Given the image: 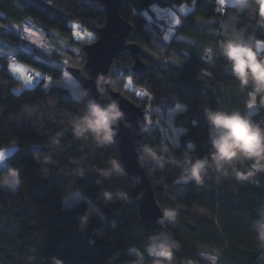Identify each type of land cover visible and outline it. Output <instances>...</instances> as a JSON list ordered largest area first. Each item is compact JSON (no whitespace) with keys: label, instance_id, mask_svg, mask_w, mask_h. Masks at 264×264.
Masks as SVG:
<instances>
[{"label":"trees","instance_id":"1","mask_svg":"<svg viewBox=\"0 0 264 264\" xmlns=\"http://www.w3.org/2000/svg\"><path fill=\"white\" fill-rule=\"evenodd\" d=\"M183 2L194 4L179 14L166 39V21L150 5ZM119 13L135 29L144 70H132L131 53L125 50L110 65L109 80L144 110L152 109L137 154L157 203L163 212L174 211V222L139 218L114 133L111 143L97 144L90 133L74 132L73 120L93 107L88 94L75 98L63 86L46 87L45 78L23 86L0 55V147L16 146L5 160L19 178L16 191L0 186V264H153L146 251L153 237L177 245L172 264H208L199 252L218 264H264L254 227L264 213V171L255 170L251 160L219 169L209 160L200 183L179 179L188 167L186 158H208L213 151L206 110L239 111L264 129V93H257V108L247 115L252 85L241 88L221 48L227 39L248 44L264 39L255 5L123 0ZM26 19L57 31L63 40L59 51L48 55L27 47L6 27ZM104 19L98 0H0V52L58 79L65 67L83 64L82 47L95 38ZM75 24L91 35L79 38ZM178 102L185 107L174 116L173 126L181 131L173 139L165 132L166 112ZM112 160L120 170L112 168ZM75 189L97 209L84 200L64 206L63 196Z\"/></svg>","mask_w":264,"mask_h":264},{"label":"clouds","instance_id":"2","mask_svg":"<svg viewBox=\"0 0 264 264\" xmlns=\"http://www.w3.org/2000/svg\"><path fill=\"white\" fill-rule=\"evenodd\" d=\"M223 2V0H221ZM245 7L255 5L258 23L264 25V0H240ZM224 57L229 62L231 72L239 82L241 88L252 85L253 91L249 94L247 107L251 108L257 103V93H264V43H244L238 39H227L221 43ZM260 103L264 104V95ZM122 113L116 103L105 107L93 106L84 115L73 120V130L79 135L90 133L97 144L112 142L113 131L111 126L121 117ZM207 119L211 125V142L213 151L208 158L189 161L188 167L184 169L179 179H194L201 182V173L205 166L214 165L217 169L225 166L231 167L234 161H254L255 170L264 171V129L254 123L249 117L242 115L239 111H209L206 110ZM145 153L150 158H155V153L145 148ZM113 169L120 170V165L112 160L109 162ZM249 172V175H252ZM238 178H242L239 177ZM168 219H174L173 213H166ZM255 230L258 233L260 247L264 248V213L261 220L255 222ZM175 243H166L153 237L147 245L146 251L155 259L153 264H172Z\"/></svg>","mask_w":264,"mask_h":264},{"label":"water","instance_id":"3","mask_svg":"<svg viewBox=\"0 0 264 264\" xmlns=\"http://www.w3.org/2000/svg\"><path fill=\"white\" fill-rule=\"evenodd\" d=\"M98 1L105 11L104 22L96 29L95 38L83 45V64L78 67L67 66L65 70L81 85L84 94L89 95L93 106L118 105L122 115L111 128L119 144L128 189L137 205L139 218L155 224L164 212L156 201L151 181L137 154L146 128L144 108L114 89L108 75L113 60L125 50L131 53L132 70L143 72L144 65L135 42V29L119 13L123 0Z\"/></svg>","mask_w":264,"mask_h":264},{"label":"rangeland","instance_id":"4","mask_svg":"<svg viewBox=\"0 0 264 264\" xmlns=\"http://www.w3.org/2000/svg\"><path fill=\"white\" fill-rule=\"evenodd\" d=\"M221 2V0H218ZM223 2H227L228 4H235L239 9L241 8L242 4L240 0H223ZM193 2H183L181 4L176 5L175 7H160L156 3H152L150 5L151 10L156 13L157 17H160L163 12H166L169 16V20L166 21L167 28L165 31V38L169 39L173 34V27L179 21V14L185 13L189 9L192 8ZM144 14L147 18H151L148 10H144ZM8 29H12L16 31L23 41H26L25 46L27 47H36L38 50L51 55L53 51H59L63 40L59 37L58 32L55 30H44L35 26L31 19H26L20 24H14L12 26H6ZM79 32L78 37H83L85 35H91V31L86 29L82 30L81 26L74 25V32ZM257 42L264 43V39L257 38L252 41V44H256ZM4 58L8 61V67L11 72L18 78L23 86H32L40 79L45 78V86L51 85H59L67 88L73 97L81 98L83 96V89L81 85L67 72L64 71L62 75L58 79H52L45 71L41 70L40 68L30 65L28 63L23 62L20 59L10 60L8 58V54H2ZM27 71H31L37 77L32 78L26 75ZM17 90V89H16ZM185 104L183 102H178L175 107L170 108L166 112L167 119L165 120V132L174 139L179 131L176 127L173 126V119L175 114L184 109ZM257 108V104L253 105L251 108H248L247 115L253 113ZM152 109L144 110L145 118H146V127L148 126V122L150 120V111ZM16 146H3L0 147V186L6 187L12 191H16L19 187V178L17 170L6 163L5 157L7 154L12 152ZM240 176V175H239ZM244 177V176H243ZM86 201L90 207L96 208L97 206L92 201L90 197L86 194L81 192L78 189L72 190L66 193L63 196L62 203L64 206H73L79 201ZM172 212L174 216V211L171 209H165L164 215L160 218L161 221H169L174 222V219H168L166 217V213ZM136 252L135 249H132L131 252ZM202 256L203 260L208 264H218L215 260V257L205 253L199 252Z\"/></svg>","mask_w":264,"mask_h":264},{"label":"built area","instance_id":"5","mask_svg":"<svg viewBox=\"0 0 264 264\" xmlns=\"http://www.w3.org/2000/svg\"><path fill=\"white\" fill-rule=\"evenodd\" d=\"M221 8H223V5L221 6ZM159 18L161 20H163V21H168L169 20V16L167 15L166 12H163ZM8 58H10V60H15V56L12 55V54H9ZM26 74H27V76H30V77H33V78L35 77V75L31 71H27Z\"/></svg>","mask_w":264,"mask_h":264}]
</instances>
